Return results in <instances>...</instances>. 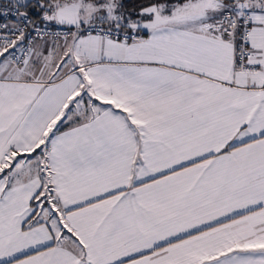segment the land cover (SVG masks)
Returning <instances> with one entry per match:
<instances>
[{"label": "crops", "instance_id": "crops-1", "mask_svg": "<svg viewBox=\"0 0 264 264\" xmlns=\"http://www.w3.org/2000/svg\"><path fill=\"white\" fill-rule=\"evenodd\" d=\"M58 1L40 19L142 36L37 40L22 66L0 46V164L16 134L13 154L32 157L23 143L58 123L46 168L65 224L59 242L39 220L47 201L16 197L4 166L0 264H264V10H249L259 69L244 73L225 11L192 29H139L150 6Z\"/></svg>", "mask_w": 264, "mask_h": 264}, {"label": "rangeland", "instance_id": "rangeland-1", "mask_svg": "<svg viewBox=\"0 0 264 264\" xmlns=\"http://www.w3.org/2000/svg\"><path fill=\"white\" fill-rule=\"evenodd\" d=\"M9 3H13L16 5H24L30 0H3ZM67 1L64 5H71L70 8L73 7V3L75 0H63ZM83 1V0H77ZM108 1L107 8L109 9L110 14H115V8L117 5L114 3L115 0H103ZM54 3H59L60 1H53ZM52 2V3H53ZM61 3V2H60ZM62 5V6H64ZM97 5V4H93ZM264 10V2L263 0H188L183 3H175V4H155L150 6L140 14V17L137 19L138 23L134 24V27L139 29H145V26L150 28H155L156 30L162 29V26L167 20H172V26L176 25L180 21L181 27L184 24L188 29L194 28V26H199V23L203 19H207L208 17H218L223 14L225 11H231L233 13H239L247 11L255 12L256 10ZM165 10V11H162ZM173 13L170 15L169 11ZM68 13L65 16L69 15ZM225 14V13H224ZM236 15V14H235ZM68 27L75 28L76 24L71 23V19H66ZM144 26V27H143ZM184 28V27H183ZM1 51H5L8 53L9 49H1ZM8 63V61H7ZM92 98V97H91ZM90 98V99H91ZM94 103L93 100H91ZM89 104V103H88ZM86 104V106L88 105ZM101 105V104H98ZM84 107V106H83ZM83 110V109H82ZM79 112L81 110L79 109ZM86 111H84L85 113ZM78 113V112H77ZM77 115V114H76ZM80 115V114H79ZM11 119V124L13 123L12 117L7 119ZM2 124V123H1ZM0 124V125H1ZM59 127L58 123L51 124L45 127H40L41 136L39 139L36 137H31L27 142H24V146H30L27 151L29 152H37L38 154H33L32 157H17V154H13L15 148V142L21 140V135L16 134L10 142V147L6 145L7 152H9L5 158H3L2 163L0 164V170L5 166L8 170H4L6 173L3 177L4 182H9L12 184H16V188L18 189L17 196L19 194H29L30 192H36L40 194V198L42 202L44 200L47 201V205H43L42 203H38L36 208L39 210H44L43 214L40 215L39 220H43L44 222L52 225L53 227L56 224L59 226L60 233L58 235L59 242L63 241V237L61 236V229L65 226L62 221L61 213L58 211V207L56 202L54 201V197L50 194L49 188V172L46 168L47 163V152H48V139L50 134L55 131ZM39 149V151H37ZM2 172V173H4ZM2 175V174H1ZM21 183V186L18 185ZM50 215L48 219L42 218V216Z\"/></svg>", "mask_w": 264, "mask_h": 264}, {"label": "built area", "instance_id": "built-area-1", "mask_svg": "<svg viewBox=\"0 0 264 264\" xmlns=\"http://www.w3.org/2000/svg\"><path fill=\"white\" fill-rule=\"evenodd\" d=\"M226 35L235 40V68L238 72L250 73L259 69L251 47L253 18L249 11L241 16L226 11L223 17ZM87 36H103L122 42L138 39L142 35L135 30L118 26L108 27L102 22H92L79 28L51 24L35 18L19 5L0 0V46L11 48L10 59L14 66L26 63L37 40L58 42L72 37L74 32Z\"/></svg>", "mask_w": 264, "mask_h": 264}, {"label": "trees", "instance_id": "trees-1", "mask_svg": "<svg viewBox=\"0 0 264 264\" xmlns=\"http://www.w3.org/2000/svg\"><path fill=\"white\" fill-rule=\"evenodd\" d=\"M53 1H58V0H30L29 2L25 3L24 5H19V6L23 9L27 10L35 18H41L42 14L45 10V6L48 3H51ZM186 1H188V0H121V3L128 10L140 11L146 7H149V6H152L155 4H162V3L175 4V3H183ZM263 2H264V0H263ZM245 11H247V10H245ZM65 128H67V127H65ZM48 144H49V142H48ZM48 148H49V146H48ZM37 151H39V149Z\"/></svg>", "mask_w": 264, "mask_h": 264}]
</instances>
